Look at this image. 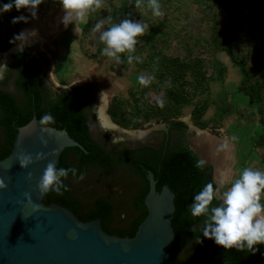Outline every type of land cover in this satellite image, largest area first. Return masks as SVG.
I'll return each mask as SVG.
<instances>
[{"label": "rangeland", "instance_id": "obj_1", "mask_svg": "<svg viewBox=\"0 0 264 264\" xmlns=\"http://www.w3.org/2000/svg\"><path fill=\"white\" fill-rule=\"evenodd\" d=\"M10 2L0 0V7ZM222 2L160 0L164 15L154 17L147 0L141 8L135 7L136 0H104V7L92 13L87 23H80L76 31L75 24L65 27L62 23L64 11L59 0H44L36 18L27 9L17 11L15 7L0 13V52L19 44L11 42L15 35L35 30L36 35L29 37L22 51L38 63L50 94L88 86L94 95L89 111L96 125H100L96 111L103 117L101 97L107 100L110 121L126 131L145 132L163 126L170 118L186 121L190 131L186 141L211 166L215 186L221 178L230 183L245 167L264 171V101L254 102L242 89L245 81L240 68L244 65L241 62L246 61L244 66L259 73L264 81V33L249 25L255 21L251 18L253 13L259 15L257 22L264 19V7L253 3L245 16L248 19L242 20L244 24L238 28L232 24L227 29L228 36H232L234 28L240 31V36L230 42L229 53L221 38L212 40L213 33L221 32V25L231 24ZM18 16L27 17L28 22L13 24V18ZM108 17L111 20L104 29L125 18L148 25L146 34L138 37L133 53L142 63H127L128 53L121 54L123 62L119 64L102 54L104 45L93 29L98 21ZM249 40L257 41L258 46ZM254 46L256 51L252 50ZM3 60L4 55L0 54V63ZM141 74L155 77L150 86L139 84L137 77ZM157 100H163V108ZM110 134H119L124 140V132ZM72 186L86 200L95 194L116 191L115 185L100 180L82 179L72 182ZM120 200L117 198L118 203ZM131 215L121 205L118 223L124 224ZM194 249L195 243L185 248L181 253L183 262Z\"/></svg>", "mask_w": 264, "mask_h": 264}, {"label": "trees", "instance_id": "obj_2", "mask_svg": "<svg viewBox=\"0 0 264 264\" xmlns=\"http://www.w3.org/2000/svg\"><path fill=\"white\" fill-rule=\"evenodd\" d=\"M222 3L231 17V24L221 25L219 28L221 32L213 33L212 40L215 39L216 41L221 38L223 48L225 47L230 53L231 51L228 48L230 42L233 38L240 36V31L237 28L244 24L242 20L248 19L245 16L250 13V11H247L249 6L253 3H259L260 6L264 7V1L223 0ZM256 11L257 9H255ZM258 17L259 15L253 13L251 18L255 21H251L249 25L257 28V32L263 31L264 33V19L257 22ZM232 24L237 28L233 29V33L230 31L232 36H228L227 29ZM249 42L256 43L258 46L255 40H249ZM252 50L256 51L257 47L254 46ZM21 55V53H18L15 56L18 73L14 84L20 95V101L11 92L0 89V127L3 130L0 143V159L9 154L19 126L25 124L33 116L38 120L45 113H51L56 123L49 126L67 130L68 134L84 148L83 150L76 146L64 148L60 154L57 167H76L78 170L77 176H79L88 172L89 169L111 173L119 166L125 165L129 169H134L136 165L139 166V163H141L152 171L156 180V190H160L164 184L171 186L175 194V210L171 220L176 238V244L172 250V258L175 264H198L211 252L223 253L230 260V264H264V244L256 245L255 251H249L248 249L237 251L235 248L224 249L218 246L214 240L202 236V222L206 217H193L189 206L193 203V197L206 184L213 183L215 186V183L211 178L210 165L205 164L203 170L195 166L196 161L200 159V155L197 156L185 144L179 143L175 144V148L171 150L166 147L164 154H158L157 150L151 147L133 150L123 148L114 157L111 152L91 139L88 114L91 113L89 107L94 101V95L90 87L64 89L61 93L52 95L42 79L38 63L34 59L23 61L20 58ZM256 60L260 61L258 57H256ZM241 63L245 65L246 61ZM244 65L240 66L245 81L242 89L254 102L261 104L264 101V81L262 82L259 73ZM179 124H182V122H179ZM70 154H75V163L68 159ZM140 178L143 180V186L132 200V205L137 210V214L129 221L127 227H114L111 224L114 207L108 199L96 197L87 207H84L79 199L73 197L70 193L68 180L77 178L72 177L71 173L64 181L68 186V191L62 190L63 195L50 192L43 196L42 201L46 204L59 203L69 208L82 221L99 218L102 228L107 233L131 237L147 213L143 199L148 190V181L146 177ZM218 203L219 201L214 200L213 206ZM198 237L202 242L196 241ZM191 243H195L194 253L183 262L181 253Z\"/></svg>", "mask_w": 264, "mask_h": 264}, {"label": "water", "instance_id": "obj_3", "mask_svg": "<svg viewBox=\"0 0 264 264\" xmlns=\"http://www.w3.org/2000/svg\"><path fill=\"white\" fill-rule=\"evenodd\" d=\"M18 51H22L18 45L5 51L4 65ZM36 120L33 116L17 128L9 154L0 159V178L8 186L0 190V264H175L176 238L171 225L175 194L168 184L156 190V180L145 164H139V169L148 181L143 199L147 213L131 237L107 233L99 218L82 221L65 206L42 201L37 185L47 163L51 160L58 165L66 147L84 148L67 130L52 126L44 133L48 141L44 147ZM21 151L33 158L40 152L54 151L55 155L21 169L16 162ZM25 192L40 205L39 211L27 204ZM198 264H230V260L223 253L211 252Z\"/></svg>", "mask_w": 264, "mask_h": 264}, {"label": "clouds", "instance_id": "obj_4", "mask_svg": "<svg viewBox=\"0 0 264 264\" xmlns=\"http://www.w3.org/2000/svg\"><path fill=\"white\" fill-rule=\"evenodd\" d=\"M44 0H12L10 3L0 7V13L10 11L13 7L17 11L27 9L33 18H36L38 6ZM62 5L64 15L62 23L67 27L69 24L77 26L80 23H87V18L97 10L104 7V0H59ZM144 0H136L135 7L141 8ZM160 0H147V8L151 10L154 17H162ZM110 17L100 20L95 24L94 32L99 33V41L104 45L102 54L112 59L117 64L122 63L121 54L128 53L127 63L132 64L135 60L142 63L139 56H134L136 46L139 43L138 37H142L148 31V25L143 21H134L129 18L122 19L119 23H112L107 29L104 25L109 23ZM28 22L25 16L14 17L12 23ZM36 32L22 31L13 37L11 42H19L18 47L23 48L30 36H35ZM7 67L0 64V80L4 78V72ZM139 84L142 87L151 85L155 77L151 75H139L137 77ZM157 105L160 108L164 107L163 100H157ZM36 125L41 129L40 142L44 147L48 146V141L45 139L44 133L50 130L49 125H54L56 120L51 113H45L38 120ZM106 132H124L125 135L131 138L140 139L143 141L147 133L126 131L119 128L118 125L112 124L105 128ZM123 137L119 134L112 135L111 143H121ZM55 152L44 153L40 152L35 155L21 151L16 156V162L19 163L21 169H27L30 165L37 161L46 160L49 156H54ZM206 161L198 159L195 166L203 170ZM77 168L57 167L54 161H49L43 171V174L37 185L41 196L52 192L57 195H63V191H68V186L64 181L71 173L72 177L82 180L83 174L77 176ZM29 180L32 179V174L29 173ZM7 184L3 178H0V190H6ZM223 189V191L221 190ZM63 190V191H62ZM25 200L28 205L33 207V211H39L40 205L33 202L30 193H24ZM219 203L213 206V201ZM264 171L253 167H245L238 178L233 179L230 183L225 178L219 180L218 185L213 183L206 184L203 189L193 197V203L189 206L193 217H206L202 222V236L207 239H212L214 242L224 249H233L243 251H255V246L264 244ZM197 242H202L198 237Z\"/></svg>", "mask_w": 264, "mask_h": 264}, {"label": "flooded vegetation", "instance_id": "obj_5", "mask_svg": "<svg viewBox=\"0 0 264 264\" xmlns=\"http://www.w3.org/2000/svg\"><path fill=\"white\" fill-rule=\"evenodd\" d=\"M21 53V60L26 61L32 59L28 52L26 51H18L14 53L11 57L10 66L4 72V78L0 80V89L11 92L17 100L20 101V95L15 88V79L17 77V69H16V55ZM6 66V65H5ZM97 114V113H96ZM106 116V113L103 111V116ZM99 119V118H98ZM88 121H89V133L91 139L96 143L103 146L107 151L111 152L114 157L116 156L117 152H120L123 148L128 150L144 148V147H151L154 150H157L158 154H164L166 147L173 149L175 148V144L183 143L189 149H191L190 144L187 143L186 137L190 134L189 127L187 123L183 120L170 118L165 120V124L160 126V128H153L147 131L146 138L141 141L140 139H135L124 135V140L118 144L111 143L112 135L110 132H106L104 126L101 125L99 120V124L96 125V121H94L93 115L88 114ZM182 122V124H179ZM95 125L93 126V124ZM96 126V127H95ZM3 130L0 127V143L2 140ZM192 150V149H191ZM197 156L198 153L192 150ZM127 152V151H125ZM68 159L75 163V154H70ZM141 164V163H139ZM150 171V170H149ZM152 172V171H150ZM83 179H91L92 181L100 180L104 184L108 185H115L114 188L116 191H110L109 194H95L91 197L90 200H86L79 194H77L72 186V182L79 181L78 179H69V189L70 193L73 197L79 199L84 207H87L96 197H102L109 200V202L113 205V219L112 225L115 227L123 226L127 227L129 225V221L136 216L137 210L132 205L133 198L137 195V193L141 190L143 186V180L140 177H146L139 166L133 169H129L128 166H119L114 169L111 173H105L102 171H95L93 169H89L88 172L83 174ZM89 176V177H88ZM154 176V175H153ZM85 186V185H84ZM89 186V185H88ZM85 190V189H84ZM89 190V189H86ZM116 197V199H114ZM117 198H120V202H117ZM124 206L129 210L132 215L126 220L124 224L118 223L117 211L120 206ZM185 264V263H182Z\"/></svg>", "mask_w": 264, "mask_h": 264}, {"label": "bare ground", "instance_id": "obj_6", "mask_svg": "<svg viewBox=\"0 0 264 264\" xmlns=\"http://www.w3.org/2000/svg\"><path fill=\"white\" fill-rule=\"evenodd\" d=\"M0 54L1 55H4V60L0 63V64H4L5 63V60H6V58H5V56H6V53H4V52H0ZM105 98V97H104ZM100 101L102 102L103 101V110H104V112L106 113V111H107V100L105 101V99H103V98H101L100 97ZM106 106V109L104 108ZM97 108H98V106H97ZM100 108V107H99ZM103 110L101 109L100 111H101V115L103 116ZM96 113H97V116H98V118L100 119V122L103 124V125H111L110 124V122H112V121H110L109 119H108V115L106 114V116L104 115L103 117H100V115H99V110L98 111H96ZM113 123V122H112Z\"/></svg>", "mask_w": 264, "mask_h": 264}]
</instances>
